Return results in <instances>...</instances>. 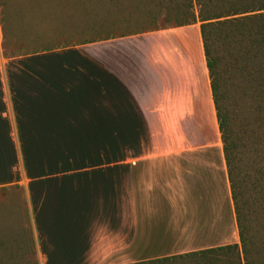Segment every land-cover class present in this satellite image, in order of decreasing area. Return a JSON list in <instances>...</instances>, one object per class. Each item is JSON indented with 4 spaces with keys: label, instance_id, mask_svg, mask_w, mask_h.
Here are the masks:
<instances>
[{
    "label": "crops",
    "instance_id": "0c3cea01",
    "mask_svg": "<svg viewBox=\"0 0 264 264\" xmlns=\"http://www.w3.org/2000/svg\"><path fill=\"white\" fill-rule=\"evenodd\" d=\"M3 32L0 194H21L39 264L237 243L198 24L23 54Z\"/></svg>",
    "mask_w": 264,
    "mask_h": 264
},
{
    "label": "rangeland",
    "instance_id": "374dc122",
    "mask_svg": "<svg viewBox=\"0 0 264 264\" xmlns=\"http://www.w3.org/2000/svg\"><path fill=\"white\" fill-rule=\"evenodd\" d=\"M100 1L0 0L1 26L5 32L4 42L9 48L6 52L11 53L10 45L16 30L19 34H29V39L39 42V46L47 47L69 44L82 38L78 35L81 28L99 20L108 6L111 8L109 10L118 7L114 1H106L107 5L103 4V0ZM134 2L136 4L127 2L120 5L130 7L126 14L131 23L126 28L128 31L164 28L179 21L173 11L169 15L165 13L169 17H164V13L151 0ZM92 37L89 35L85 38ZM220 57H223L222 52ZM224 62L225 59H222L219 65L220 84L223 104L231 120L229 129L235 152V197L245 223L252 229V235L264 238V96L254 95L245 87H239L236 81H230ZM16 194L18 196L14 202L11 193L0 194V264H39L38 257L33 256L27 241L28 226L19 209V206H23V199L20 193ZM18 203V207L14 206ZM19 233L20 253L17 256L13 248V235L20 238ZM207 260V255L184 253L159 262L142 264H207Z\"/></svg>",
    "mask_w": 264,
    "mask_h": 264
},
{
    "label": "trees",
    "instance_id": "16d2710c",
    "mask_svg": "<svg viewBox=\"0 0 264 264\" xmlns=\"http://www.w3.org/2000/svg\"><path fill=\"white\" fill-rule=\"evenodd\" d=\"M106 1H114L118 7L109 10L111 8L108 6L106 12L102 13L101 17L99 16V20L84 23L87 26L78 31V35L82 38L77 39L74 43L84 44L95 39H107L160 29L126 30L131 24L129 16L126 15L128 14L127 9L130 7L129 5L128 8L120 7V5L121 3L125 5L127 2L136 4L135 0H103L104 5H107ZM151 1L164 13V17H169L165 13L169 15L172 11L174 12L176 19H179L173 25L174 27L198 24L229 192L235 214L238 244L218 246L192 253L193 255H207V264H264V238L252 235V229L245 223L235 197V152L229 129L231 120L227 108L223 104L219 70L222 59H225L224 63L230 81H236L239 87H245L254 95L264 96V0ZM93 29H96L95 32L92 31ZM23 33L24 36H22ZM89 35L93 37L85 38ZM28 36L29 34L20 32V41L14 45V51H16L14 53L23 54L54 48L46 45L39 46V42H32ZM65 45L68 43L59 46ZM221 52L223 53L222 58L220 57ZM167 258L150 262H159Z\"/></svg>",
    "mask_w": 264,
    "mask_h": 264
}]
</instances>
